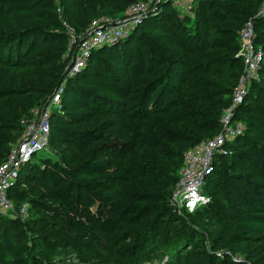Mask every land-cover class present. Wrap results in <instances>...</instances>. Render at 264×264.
<instances>
[{
  "label": "trees",
  "instance_id": "1",
  "mask_svg": "<svg viewBox=\"0 0 264 264\" xmlns=\"http://www.w3.org/2000/svg\"><path fill=\"white\" fill-rule=\"evenodd\" d=\"M139 1L0 0V66L37 51L30 65L47 66L44 75L54 70L51 82L44 76L34 89L42 97L30 98L34 109L64 82L50 111V154L36 153L8 188L15 206L28 205L29 217L0 216V264H48L27 238L48 251H85L95 259L98 251L132 257L159 238L152 264H264L261 251L251 248L264 243L262 0H194L190 15L154 0L124 36L93 49L69 76L66 25L80 34L93 19L114 18ZM248 20L263 56L234 109L232 122L243 130L205 180L210 204L196 210L214 211L218 231L208 249L196 250L170 196L185 152L221 129L243 74L238 35ZM4 83L0 76V164L31 116L3 102L12 92ZM174 223L181 233L168 236Z\"/></svg>",
  "mask_w": 264,
  "mask_h": 264
},
{
  "label": "built area",
  "instance_id": "2",
  "mask_svg": "<svg viewBox=\"0 0 264 264\" xmlns=\"http://www.w3.org/2000/svg\"><path fill=\"white\" fill-rule=\"evenodd\" d=\"M154 0H143L130 5L124 13L114 18L98 17L93 19L83 33H76L66 25L69 36L70 63L66 73L74 75L85 65L93 49L110 44L124 36L150 8ZM179 11L190 13L194 0H169ZM185 12V14H187ZM258 14H264L262 0ZM239 55L244 64L243 74L233 91L230 105L220 118L221 129L212 138H208L189 148L178 173V180L170 196V204L176 211L195 212L208 206L211 197L204 190L205 180L214 170L218 156H226L227 142L234 140L242 132L241 123L232 122L234 109L241 104L247 94L249 83L257 78L262 60V49L254 43L252 21L248 20L238 35ZM64 84V82L62 83ZM63 86L54 91L52 99L32 111L31 116L21 121L22 134L19 140L11 145L6 158L0 164V216L19 218L25 221L29 217L28 205L15 204L7 195L8 188L17 178L19 170L30 162L36 153L46 151L50 136V111L59 102Z\"/></svg>",
  "mask_w": 264,
  "mask_h": 264
},
{
  "label": "rangeland",
  "instance_id": "3",
  "mask_svg": "<svg viewBox=\"0 0 264 264\" xmlns=\"http://www.w3.org/2000/svg\"><path fill=\"white\" fill-rule=\"evenodd\" d=\"M178 13L181 15H190L186 10L179 11L176 9ZM185 12L187 14H185ZM39 52L33 51L31 53H26L22 55H18L15 57L13 55L10 63H6L0 66V76H2L5 80V86L11 88L12 92L9 97L3 99V102H7L10 106H14V110L17 114H22V112H29L34 110L33 105H31V97L37 96L36 91L34 89L38 86H42V82L44 81L42 78L44 76L48 77V83L51 82L55 76L54 70L49 69L48 75H44L47 66L43 67H32L28 62L32 57H38ZM31 61V60H30ZM64 62V58L59 61L53 63V66L60 65ZM56 89L63 84L59 81L56 84ZM55 89V90H56ZM54 94V93H53ZM53 94L47 95L44 98L43 102L46 104L49 102ZM110 97L114 98L111 94H108ZM37 100H41L42 97L39 95L36 97ZM50 154L49 151H45ZM44 154H38L42 155ZM37 156H34L33 159H36ZM128 160V156L125 155L120 161L119 164L121 167H124L126 161ZM86 179H91L94 177H83ZM119 188V187H118ZM179 218L187 223L189 227L193 231L192 238L193 246L196 250H202L203 248H209V240L214 236V234L218 231V227L216 225V217L214 211L206 210L202 212H181L177 213ZM180 224L174 223L169 225L166 229V233L168 236H178L180 234ZM31 248L35 249V252L39 250L38 253L48 264H126L128 260L129 264H152L149 262L151 257L158 252L159 238L154 239L153 242L147 243L144 247H140L137 249L136 253L132 257H128L127 255L117 254L113 256H103L101 251H98L101 256H98L96 259L92 257L89 252H79L74 250H67L64 252L60 251H48L42 248L36 240L27 238L26 241ZM129 241L124 242L123 244H127ZM252 249H259L261 254L264 255V243L260 244H252ZM188 250V247L187 249ZM103 256V257H102ZM159 264V263H154Z\"/></svg>",
  "mask_w": 264,
  "mask_h": 264
}]
</instances>
